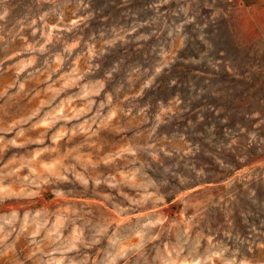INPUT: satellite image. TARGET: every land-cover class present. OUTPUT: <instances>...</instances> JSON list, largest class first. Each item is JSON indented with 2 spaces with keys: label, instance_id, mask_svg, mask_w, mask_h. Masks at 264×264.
Returning <instances> with one entry per match:
<instances>
[{
  "label": "rangeland",
  "instance_id": "1",
  "mask_svg": "<svg viewBox=\"0 0 264 264\" xmlns=\"http://www.w3.org/2000/svg\"><path fill=\"white\" fill-rule=\"evenodd\" d=\"M0 264H264V0H0Z\"/></svg>",
  "mask_w": 264,
  "mask_h": 264
}]
</instances>
